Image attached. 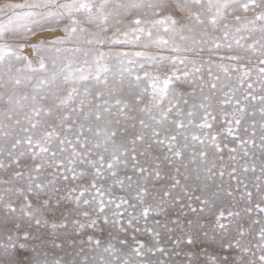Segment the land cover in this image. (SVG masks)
<instances>
[{"label":"snow or ice","instance_id":"6c2138e0","mask_svg":"<svg viewBox=\"0 0 264 264\" xmlns=\"http://www.w3.org/2000/svg\"><path fill=\"white\" fill-rule=\"evenodd\" d=\"M0 264H264V0H0Z\"/></svg>","mask_w":264,"mask_h":264}]
</instances>
